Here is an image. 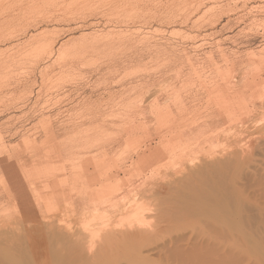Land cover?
I'll use <instances>...</instances> for the list:
<instances>
[{"label": "bare ground", "instance_id": "obj_1", "mask_svg": "<svg viewBox=\"0 0 264 264\" xmlns=\"http://www.w3.org/2000/svg\"><path fill=\"white\" fill-rule=\"evenodd\" d=\"M122 33L109 37L96 34L91 38L92 46L113 49L124 44L126 47L125 44L132 43L134 37L127 35L126 31ZM88 46V43H77L69 48L78 53ZM202 75H185L184 84L177 86V82L174 86L173 83L167 90L160 86L152 92L150 98L144 95L147 100H130L131 102L120 104L113 102L116 105L110 114L116 131L107 132L108 126L103 123L104 127L98 132V145L101 146L99 155L89 153L93 156H88L87 153L80 158L78 168H82L85 173L80 183L77 178L82 174L75 173L76 180L73 181L68 169L66 171L60 168L64 177L61 174V179H57L58 168L53 167L54 164L48 167L47 163L46 172L37 169L40 168L39 165L36 169L30 168V171L25 163L24 172H19V168L12 175L15 171H11L12 176L7 177L12 179L8 182L10 186L6 187L5 184L8 192L4 193L5 189H0V205L6 194L14 203L11 205L14 209L7 213L10 214L8 216L17 214V217H21L23 213L18 211L24 212L26 209L32 212L28 217L33 213H36L34 217L37 218L42 213L47 216L55 215L63 209L60 199L63 191L64 194L67 193L63 198V205L72 213L68 224L62 220L65 228L60 227L63 224L58 226L56 218L49 222L50 219L46 216L48 223L45 219L46 223L42 220L43 217L38 219L44 225L47 224L43 225L46 229L42 231L41 223L35 222L37 218L32 219L35 230L31 232L30 228L33 226L25 227V232L21 229L22 235L26 232L32 234L26 238V233V237H21L26 238L23 241L16 233L15 238L21 244L16 246L17 244L12 243L14 238L8 232L6 236L3 234L13 227V223L8 227L10 219L5 216L6 213L2 214L9 208L2 211L0 241L3 240L1 242L6 244H0H13L10 247L14 246L12 249L17 252L13 253L8 246L9 249L0 246V254H7L3 260L0 256V264H264V165L256 166V162H251V158L257 155L260 141L264 142V139L258 140L249 148H237L238 141L242 140L238 135L241 136L242 131L238 135V132L235 133L245 123L241 114L245 112L248 115L252 109L247 96L251 91V95H254L256 91L254 92V88L250 92L245 89L247 95L240 88L239 82H235V75L231 74V77L223 71L216 76L219 77V84L211 81L213 75L210 74V81L207 76ZM162 90H166L162 93L166 100L160 98ZM233 130L235 135L232 137L237 135L235 141L229 139V133ZM83 139V149H89L91 139ZM124 141L130 146L137 145L136 155L134 154L136 159L132 160L130 167L126 166L128 159L123 157L126 150L120 154L114 148ZM262 155L264 156L263 153ZM42 157L38 155L36 159L41 160ZM6 167L3 165L4 169ZM91 167H94L93 175ZM93 178L95 182L92 181ZM53 180L57 182L55 186L52 185L53 192L49 195L55 201L50 200L53 205L50 202L45 204L49 195L47 192L42 195L39 186L43 184L48 189L51 186L48 182ZM32 191L37 193L38 196H34L38 198L34 199ZM90 217L92 220L89 221ZM82 218L83 224L79 222L77 225V220ZM22 219L23 221H19L24 222V217ZM61 219L63 218L58 220ZM54 220L57 223L53 224ZM14 222L17 229L19 222L15 219ZM39 226L41 229L36 230ZM44 251L50 252L48 258L42 261L37 255L42 252V256ZM32 256L41 261L37 258L38 261H32ZM29 258L31 262L28 261Z\"/></svg>", "mask_w": 264, "mask_h": 264}, {"label": "rangeland", "instance_id": "obj_2", "mask_svg": "<svg viewBox=\"0 0 264 264\" xmlns=\"http://www.w3.org/2000/svg\"><path fill=\"white\" fill-rule=\"evenodd\" d=\"M125 31L135 40L125 44L127 49L124 44L113 49L92 46V39L96 34L109 37ZM143 42L146 44H142ZM77 43H88L89 46L77 53L69 48ZM222 71L235 75L236 80H233L239 82L243 90L250 92L254 88V92L256 91L254 96L251 95L253 91L248 95L245 90L252 109L248 115L245 112L241 114L242 120L245 119L244 126L235 130L237 135L242 131V135H238L242 142L238 141L236 147L249 148L258 140L264 139V0H0V189H5L4 193L8 192L6 187L10 186L8 182L12 179L7 177L12 176L19 168V172H24L23 163L27 164L29 170L39 165L40 168L37 169L42 172H46L47 163L48 167L54 164L53 167L58 168L59 180L60 176L64 177V169L70 170L72 180L76 177L75 173L80 172L82 175L78 174L79 180L77 178L80 183L85 175L83 169L78 168L80 158L87 153L88 156H93L89 153L99 155L101 146L98 132L104 127L103 123L108 126L107 132L116 131L110 114L116 104L147 100L160 86L161 89H168L177 82V86H181L185 81L183 77L186 78L188 74H193L194 77L203 74L202 76L208 77V81L211 74V81L219 84V77L216 76ZM161 94V100H166V96ZM235 133L234 130L229 133L231 141H235L237 135L232 137ZM83 137L91 139L89 149H83ZM260 144L263 146L264 142L260 141ZM261 145L257 155H253L255 158L252 157V161L250 159L252 163L256 162V166L264 165V149ZM114 148L120 154L126 150L123 157L128 159L126 166L130 167L136 159L137 145L130 146L124 141ZM38 155L43 156L41 160L36 159ZM57 157L59 160H56ZM11 171L15 172L11 175ZM93 171L94 167H91V175L94 174ZM51 182H48L51 185L48 189L43 184L39 186L38 190L42 195H52V185L55 186L57 181ZM34 191L33 196L37 195ZM61 193L64 194V191ZM63 194L60 196L63 209L51 216L42 213L44 216L40 217H43V221L45 219L47 222V216L49 222L56 218L58 223L55 219L53 224L56 222L58 226L64 221L68 224L72 212L65 209L63 198L67 193ZM6 195L4 201H1L0 213L9 208L2 212L8 216L10 214L7 213L14 209L11 206L14 203ZM36 195L34 199L38 198ZM48 197L45 204L55 201L52 196ZM80 210L83 211V208ZM21 211H18L23 213L21 217L19 214L18 217L17 214L8 216V221L11 222L9 228L12 223L14 227V219L19 222L17 229L11 227L16 229L13 230L14 233L12 229L3 233L5 235L8 232L14 238L12 243L17 244L16 246L19 243L18 238H15L16 233L23 241L32 235H29L30 232H26L27 237L24 236L26 233L21 234L22 231L25 232V227L33 226L30 228L33 233L35 222L41 223L42 231L47 225L41 219L38 220L40 217H34L36 213L31 218L28 216L32 212L27 209ZM22 217L26 224L22 222ZM58 217L63 219L59 221ZM34 218H37L35 222L32 220ZM91 218L88 220H92ZM79 222L83 224L84 219H78L76 224H80ZM27 224L29 225L26 226ZM60 227L65 228L64 224ZM3 244H0L3 248L13 245ZM1 250L6 254L4 249ZM49 252L44 251L42 256L41 252L37 257L44 261ZM2 255L1 253L3 260L7 254ZM32 257V261H38L37 257Z\"/></svg>", "mask_w": 264, "mask_h": 264}]
</instances>
